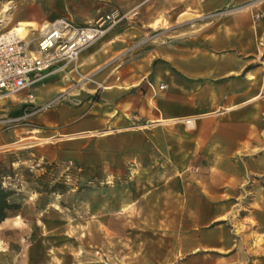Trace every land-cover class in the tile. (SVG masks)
Returning <instances> with one entry per match:
<instances>
[{"label": "rangeland", "instance_id": "obj_1", "mask_svg": "<svg viewBox=\"0 0 264 264\" xmlns=\"http://www.w3.org/2000/svg\"><path fill=\"white\" fill-rule=\"evenodd\" d=\"M77 1L0 0V33L31 22L39 27L31 38H38L45 25L73 20L70 4L78 9ZM143 1L115 0L109 7L123 13L140 7L124 26L129 31L119 34L131 41L132 61L176 41L191 45L200 66L214 60L231 70L217 117L246 120L248 142L206 140L211 125L201 118L190 119L193 126L185 120L160 128L131 118L81 141L46 139L34 118L9 122L23 117L15 115L22 109L0 111V172L16 206L0 225V264H262L264 0ZM183 13L201 17L184 22ZM73 66V78L44 82L35 95L62 96L55 106L72 108L99 98L94 76L81 72L80 60ZM106 68L107 75L116 65ZM228 130L231 144L245 134Z\"/></svg>", "mask_w": 264, "mask_h": 264}, {"label": "crops", "instance_id": "obj_2", "mask_svg": "<svg viewBox=\"0 0 264 264\" xmlns=\"http://www.w3.org/2000/svg\"><path fill=\"white\" fill-rule=\"evenodd\" d=\"M148 1L144 0L142 3ZM113 2L115 0H78L75 2L78 9L74 8V4H70L73 12H76L69 11L70 17L73 22L75 17L83 25L93 23L109 12L110 3ZM127 31L129 29L124 26L118 27L111 31L105 40L96 42L82 52L81 72L86 76H94L91 82V85L94 84L92 93H98L99 98L96 97L95 101L93 98L88 99L78 108L55 106L34 117L44 138L51 139L58 134L74 136L77 138L76 141H81L102 132L107 124L123 125L124 122L129 124L131 118L144 120L156 128L201 118V121L211 125L206 140L214 139L217 135L226 145L244 146L248 142L246 120L231 123L222 119L220 121L217 117L216 106L221 104L226 92L231 88V82L228 81L231 70L216 67L214 60H210L211 64L200 66L199 61L202 58L200 60L196 58L191 45L182 47L176 41L158 50H150L144 53L140 60L132 61L135 51L129 49L131 41L124 40V36L119 38V34ZM130 61L132 63H128ZM109 64L116 65V68L106 75L108 69L106 66ZM73 71L74 66H70L65 71L46 73L44 80L34 86L35 105L43 106L54 99L46 101L43 97L36 96L35 93L41 90L39 85L55 79L69 80L73 78ZM150 83L157 88L155 91L149 88ZM161 83L167 86L165 91L158 90ZM108 87L112 89H107ZM241 95L244 93L238 94L239 100ZM243 104L239 103L237 109L241 110ZM0 107H3L0 110L3 112H17L22 109L15 114L19 117L25 115L30 106L24 104L23 97H18L5 100ZM229 112L223 115L227 116ZM216 120L218 128L217 134H214ZM231 126L243 128L245 132L243 137L233 144L231 142L235 140L228 132ZM4 187H7L6 182Z\"/></svg>", "mask_w": 264, "mask_h": 264}, {"label": "built area", "instance_id": "obj_3", "mask_svg": "<svg viewBox=\"0 0 264 264\" xmlns=\"http://www.w3.org/2000/svg\"><path fill=\"white\" fill-rule=\"evenodd\" d=\"M140 13L136 7L128 13L118 8L110 10L97 21L78 25L70 19H60L41 29L38 38H31L34 30L25 37L11 28L0 33V99L11 100L23 97L24 104L30 106L23 117L10 120L17 123L34 118L51 110L62 96L43 106L35 105L34 86L44 80L48 72L65 71L76 65L82 52L98 42L107 33L122 26H131ZM3 19L0 16V27ZM149 88L156 90L152 84ZM163 83L159 91H165Z\"/></svg>", "mask_w": 264, "mask_h": 264}, {"label": "bare ground", "instance_id": "obj_4", "mask_svg": "<svg viewBox=\"0 0 264 264\" xmlns=\"http://www.w3.org/2000/svg\"><path fill=\"white\" fill-rule=\"evenodd\" d=\"M10 6H11V3H8L5 5L4 7V10L2 11V15H5L7 16V14L9 13L10 11ZM201 16H197V15H193V14H190V13H183L181 16H180V19L183 20L184 22H192L198 18H200ZM161 24V20L157 19L155 22H154V25L155 26H159ZM47 26L45 25V27L43 28V30H45ZM39 30V27L37 24L35 23H31V22H21V23H18L15 27H14V30L16 32H18L22 37H25L28 33H29V29H32V30ZM91 82V81H89ZM107 89H112L111 87H108ZM5 102L4 99H0V105L3 104ZM189 123L193 126L194 124V121H189ZM49 142V141H48ZM22 147H30L34 144L32 143H26V144H22L20 143ZM18 146V145H16ZM20 148V147H19Z\"/></svg>", "mask_w": 264, "mask_h": 264}, {"label": "trees", "instance_id": "obj_5", "mask_svg": "<svg viewBox=\"0 0 264 264\" xmlns=\"http://www.w3.org/2000/svg\"><path fill=\"white\" fill-rule=\"evenodd\" d=\"M5 182L6 175L0 172V225L7 219L8 212L16 207L10 202V198L14 192L4 187Z\"/></svg>", "mask_w": 264, "mask_h": 264}]
</instances>
